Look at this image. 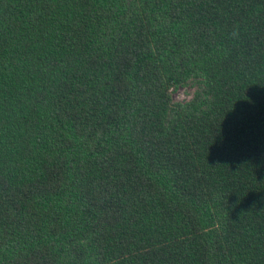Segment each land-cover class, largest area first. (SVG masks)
<instances>
[{
    "label": "trees",
    "instance_id": "obj_1",
    "mask_svg": "<svg viewBox=\"0 0 264 264\" xmlns=\"http://www.w3.org/2000/svg\"><path fill=\"white\" fill-rule=\"evenodd\" d=\"M0 264H264V0H0Z\"/></svg>",
    "mask_w": 264,
    "mask_h": 264
},
{
    "label": "rangeland",
    "instance_id": "obj_2",
    "mask_svg": "<svg viewBox=\"0 0 264 264\" xmlns=\"http://www.w3.org/2000/svg\"><path fill=\"white\" fill-rule=\"evenodd\" d=\"M192 89L191 84L179 85L171 89V95L174 99H185L191 94Z\"/></svg>",
    "mask_w": 264,
    "mask_h": 264
}]
</instances>
